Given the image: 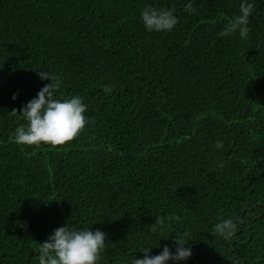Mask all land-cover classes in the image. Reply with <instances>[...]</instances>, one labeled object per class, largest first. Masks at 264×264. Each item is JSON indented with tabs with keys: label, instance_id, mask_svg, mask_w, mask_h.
Masks as SVG:
<instances>
[{
	"label": "trees",
	"instance_id": "obj_1",
	"mask_svg": "<svg viewBox=\"0 0 264 264\" xmlns=\"http://www.w3.org/2000/svg\"><path fill=\"white\" fill-rule=\"evenodd\" d=\"M251 2L241 39L219 35L241 0H195L191 15L187 0H0V264H38L65 224L107 234L98 264L177 237L193 252L182 264H264V0ZM148 4L174 9L173 31L145 29ZM37 70L88 105L63 145L11 138L51 82ZM226 218L229 240L214 231Z\"/></svg>",
	"mask_w": 264,
	"mask_h": 264
},
{
	"label": "clouds",
	"instance_id": "obj_2",
	"mask_svg": "<svg viewBox=\"0 0 264 264\" xmlns=\"http://www.w3.org/2000/svg\"><path fill=\"white\" fill-rule=\"evenodd\" d=\"M195 0H187L184 11L191 15L196 12ZM254 11L251 0H241L239 14L234 15L219 33L222 37L233 34L241 39H247L250 33V17ZM140 19L148 32H171L179 23L174 9L158 8L151 4L146 5L140 14ZM41 79L50 80L37 93L36 97L29 100L19 112L27 123L21 124L12 135L13 141L18 145L47 144L52 146L63 145L73 140L91 123L86 116L88 105L79 96L60 98L59 77L50 70L39 71ZM18 98V93L13 94V99ZM217 150H223L224 141L217 140L214 144ZM217 167H224L223 161ZM179 220L180 217H175ZM163 222H156L152 231L163 230ZM236 225L232 218L221 219L214 225V231L220 238L229 240L235 234ZM107 234L91 227L76 228L67 224L58 227L48 236L47 240L39 243L38 264H98L101 253L106 247ZM175 250L165 244L157 255H150L152 250L145 248L144 256L132 260L131 264H182L193 255L190 243L185 239L173 238Z\"/></svg>",
	"mask_w": 264,
	"mask_h": 264
}]
</instances>
